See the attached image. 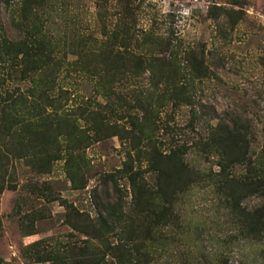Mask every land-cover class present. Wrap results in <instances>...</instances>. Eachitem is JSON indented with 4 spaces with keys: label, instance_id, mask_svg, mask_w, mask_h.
<instances>
[{
    "label": "rangeland",
    "instance_id": "374dc122",
    "mask_svg": "<svg viewBox=\"0 0 264 264\" xmlns=\"http://www.w3.org/2000/svg\"><path fill=\"white\" fill-rule=\"evenodd\" d=\"M64 1L67 3L61 11L62 0H39L45 6L27 12L30 23L26 24L29 27L26 30L20 28L23 15H18V9L13 11L9 4H1L0 19L6 34L10 38L30 35L32 43L31 31L41 24L44 32L48 30L55 38L64 36L65 41L89 39V36L100 38L104 25L108 29L115 28L123 22L121 15L127 13L123 0H108L100 8L96 6L97 0ZM130 5L132 10H128L125 21L140 38L150 34L169 40L182 51L193 49L209 66L206 77H195L185 85L186 93L192 95L190 102H180L179 107L173 108L169 100L161 108L160 128L156 131L158 147L166 150L170 140L186 144L191 139L196 140L198 133L204 134L203 127L192 128L188 124L190 111L203 105L214 107L220 120L229 121L235 115L248 117L254 139L252 147L255 152L261 149L264 145V0H131ZM223 10L235 11L233 14L240 19L230 24L227 16L221 14ZM65 32L68 35H64ZM74 59L77 55L68 52L67 60ZM11 68L8 61L2 63L0 75ZM74 72V66L62 65L52 87V95L59 99L56 103L58 106L61 103L58 117L68 118L67 122L54 118L53 125L59 121L67 129L66 136L58 135L60 158L53 160L46 171H39L36 161L10 157L0 170L5 181L0 192V258L8 264H48L37 262L31 251L26 252L27 244L35 240L43 239V244L51 247H62L69 242L82 244L80 239L84 236L71 228L64 213L75 208L80 211V217L88 221L96 214L92 200L94 190L103 196L107 189L111 200L118 193L114 192L110 181L104 184L103 178L107 173L124 168L129 140L121 141L116 135L95 138L87 131L91 139L77 144L72 151L73 158L66 159L68 144L73 145V140L69 139L70 116H78L77 107L95 108L106 100L89 78L76 76L77 71ZM10 77L14 80L10 83L20 91L28 86L22 74L13 71ZM131 83L132 80L118 84L115 91L125 92ZM45 113L54 115L55 110L45 107ZM42 121L50 125L49 119ZM78 123L85 127L82 121ZM201 154L188 149L186 155L204 177L210 174V168L215 171L216 166L213 157ZM147 164L145 158L132 163L133 168L139 166L142 170L147 169ZM77 166L78 174H74L72 170ZM234 173L243 175L244 167H237ZM115 175L119 193L129 203L132 195L127 173L123 170ZM145 175L148 180L151 178L147 171ZM203 177L181 188L186 190L173 194L177 198L167 205L172 210L168 224L157 230L156 236L160 239L148 246L153 252L151 264H264V232L259 238L248 236L236 218L238 211H233L223 193L209 178ZM261 201L259 196H252L241 206L252 209ZM23 227L35 232L24 235Z\"/></svg>",
    "mask_w": 264,
    "mask_h": 264
},
{
    "label": "trees",
    "instance_id": "16d2710c",
    "mask_svg": "<svg viewBox=\"0 0 264 264\" xmlns=\"http://www.w3.org/2000/svg\"><path fill=\"white\" fill-rule=\"evenodd\" d=\"M107 1L97 0V8ZM123 1L127 9L120 18L123 22L110 29L104 25L100 38L89 36V39L65 41L64 36L55 38L48 30L44 32L40 24L31 31V43L30 35L10 38L0 19V65L8 61L12 67L0 75V170L10 157L36 161L39 171H46L53 160L60 158L57 155L61 147L58 135L66 136L67 129L59 121L53 125L61 103L59 106L56 103L59 99L52 95V87L54 80L59 78L62 65L74 66L76 76L89 78L94 89L101 90V96L106 98L95 108L89 105L77 107L78 116H70L69 139L73 140V145L68 144L66 159L73 158L72 151L77 144L91 139L87 131L95 138L116 135L121 141L129 140L124 168L107 173L103 178L104 184L110 181L114 192H118L116 198L111 200L107 189L103 196L94 190L92 200L96 214L88 221H84L75 208L64 213L71 228L84 236L80 239L82 244L69 242L62 247H51L44 245L43 239L35 240L27 244L26 252L31 251L37 262L151 264L153 252L148 246L160 239L156 233L168 224L172 210L167 205L177 198L173 194L186 190L181 188L189 187L203 177L188 161V149L201 152L206 158L213 157L215 171L210 168V174L204 177L223 193L233 211H238L236 218L246 234L259 238L264 232V145L257 152L253 149L250 119L235 115L229 121L220 120L214 107L201 105L200 109L190 111L188 124L192 128L203 127L204 134L198 133L196 140L191 139L186 144L170 140L166 150L159 148L156 131L160 128L161 108L169 100L173 108L179 107L180 102H190L192 95L186 93L185 85L195 77H206L209 66L193 49L182 51L169 40L150 34L143 35L141 40L125 21L128 10H132L131 0ZM66 3L62 0L61 11ZM1 4H9L13 11L18 9L25 26L20 28L25 30L29 28L26 24L30 23L27 12L45 6L39 0H0ZM234 12L223 10L221 14L233 24L240 19ZM64 35H68L67 32ZM91 40L93 42L89 43ZM181 51L182 55H179ZM68 52L77 55V59L68 61ZM13 71L28 80L24 91L10 83L14 81L10 77ZM5 76L12 81H7ZM130 80L131 87L125 92L115 91L118 84ZM45 107L55 110V114H46ZM44 119H49L50 125L43 122ZM60 119L68 121L65 117ZM79 120L85 127L79 126ZM213 120L216 123H212ZM125 123L128 126H124ZM141 158L148 161L146 170L139 166L133 168L132 163L140 162ZM241 166L244 167L243 175L234 173ZM78 170L77 166L72 172L78 174ZM123 170L131 188L129 203L119 193L115 175ZM146 171L151 177L149 180ZM1 174L0 171V192L5 182L4 174ZM74 174L70 178L75 183ZM252 196H259L262 201L252 209L242 207V202ZM23 230L24 235L35 232L24 227ZM0 264L8 263L0 258Z\"/></svg>",
    "mask_w": 264,
    "mask_h": 264
}]
</instances>
